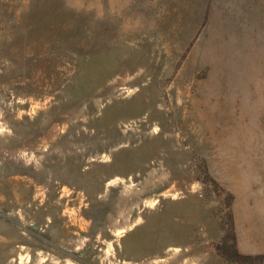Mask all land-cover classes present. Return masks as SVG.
<instances>
[{"label": "rangeland", "instance_id": "obj_1", "mask_svg": "<svg viewBox=\"0 0 264 264\" xmlns=\"http://www.w3.org/2000/svg\"><path fill=\"white\" fill-rule=\"evenodd\" d=\"M0 264H264V0H0Z\"/></svg>", "mask_w": 264, "mask_h": 264}, {"label": "trees", "instance_id": "obj_2", "mask_svg": "<svg viewBox=\"0 0 264 264\" xmlns=\"http://www.w3.org/2000/svg\"><path fill=\"white\" fill-rule=\"evenodd\" d=\"M244 257L249 258V256H244ZM257 258L262 261V256H258Z\"/></svg>", "mask_w": 264, "mask_h": 264}]
</instances>
